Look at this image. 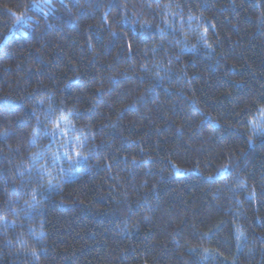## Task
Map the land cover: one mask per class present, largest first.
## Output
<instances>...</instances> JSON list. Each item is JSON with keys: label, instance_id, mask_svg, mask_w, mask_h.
Returning <instances> with one entry per match:
<instances>
[{"label": "trees", "instance_id": "16d2710c", "mask_svg": "<svg viewBox=\"0 0 264 264\" xmlns=\"http://www.w3.org/2000/svg\"><path fill=\"white\" fill-rule=\"evenodd\" d=\"M0 264H264V0H0Z\"/></svg>", "mask_w": 264, "mask_h": 264}, {"label": "snow or ice", "instance_id": "6c2138e0", "mask_svg": "<svg viewBox=\"0 0 264 264\" xmlns=\"http://www.w3.org/2000/svg\"><path fill=\"white\" fill-rule=\"evenodd\" d=\"M46 2H48V0H46Z\"/></svg>", "mask_w": 264, "mask_h": 264}]
</instances>
